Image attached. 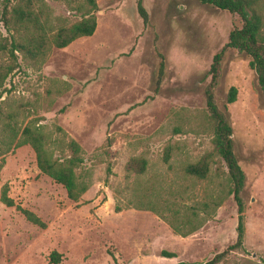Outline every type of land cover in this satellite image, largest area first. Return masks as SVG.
Instances as JSON below:
<instances>
[{
  "label": "rangeland",
  "instance_id": "rangeland-1",
  "mask_svg": "<svg viewBox=\"0 0 264 264\" xmlns=\"http://www.w3.org/2000/svg\"><path fill=\"white\" fill-rule=\"evenodd\" d=\"M42 1L51 27L79 19L74 8L83 0ZM137 1L95 0L91 36L51 48L39 66L24 68L18 60L21 66L0 87V120L14 134L0 155V187L6 184L14 204L44 225L0 203V264H199L234 243L238 214L223 163L213 158L204 179L184 175L183 167L210 149L207 72L240 21L197 0H140L143 24ZM159 54L164 68L154 91ZM6 62L0 50V65ZM247 63L227 49L212 91L244 174L242 249L218 264H264V96ZM230 87L235 101L225 104ZM26 124L56 140L53 156L58 142L70 138L79 145L76 174L87 188L76 201L37 169L28 145L14 146ZM2 135L8 130L0 129ZM134 157L146 162L140 175L124 171ZM149 207L181 231L188 228L181 223L186 218L201 226L180 237Z\"/></svg>",
  "mask_w": 264,
  "mask_h": 264
},
{
  "label": "trees",
  "instance_id": "trees-1",
  "mask_svg": "<svg viewBox=\"0 0 264 264\" xmlns=\"http://www.w3.org/2000/svg\"><path fill=\"white\" fill-rule=\"evenodd\" d=\"M202 5H207L230 14H234L240 21V27L233 28L227 36L226 43L212 56L207 74L210 76L205 86L203 95L205 109L208 114L211 127L210 149L205 151L200 158L192 164L183 167V174L198 179H204L209 172V165L213 158H218L226 169L229 194L237 207V222L235 227V241L224 251L215 254L211 259L199 264H218L229 252L242 249L243 243V217L240 192L244 184V174L241 171L232 150L231 127L227 122L224 112L219 110L213 99V88L216 86L219 66L223 54L227 49H232L243 54L248 59V67L253 71L255 84L261 95L264 96V0H197ZM45 4L42 0H0V26L5 36H0V50L5 55L6 63L0 65V87L5 79L21 64L24 68L34 67L42 64L51 48L62 49L74 40L81 37H89L95 29L94 11L95 0H83L74 10L79 14V19L67 26L51 27ZM137 13L143 24L147 23V13L141 5L140 0L136 5ZM160 62L156 71L154 91H157L163 75V58L159 54ZM21 61V64L18 63ZM236 89L230 87L225 97V104L235 101ZM8 118V117H7ZM0 120V129L9 132V136L2 135L0 144L5 146L0 155L7 152L11 142L14 140L12 127ZM56 140L42 134L38 129L26 124L20 131L19 138L14 146L28 145L35 156L37 169L65 191L66 197L76 201L86 190L87 186L78 180L76 170L82 163L81 149L79 145L68 138L65 142H58L59 155L53 156V147ZM168 159V150L165 148L163 161ZM146 162L141 157L127 160L124 165L126 173L140 175L144 172ZM2 160H0V169ZM6 184L0 187V203L5 207H14L29 223L43 227V223L30 211L15 205L7 195ZM219 203L215 202V206ZM207 207V203L202 204ZM116 209V208H115ZM160 220L166 223L172 231L180 237H186L195 232L201 224H192V219L182 220V225L188 226L185 231L175 227L163 214L158 213L154 207H149ZM172 215H178L176 208H171ZM191 216H196L194 210ZM166 258L173 255L161 252ZM52 262L57 263L58 255L54 252L50 255ZM176 264H189L178 262Z\"/></svg>",
  "mask_w": 264,
  "mask_h": 264
}]
</instances>
